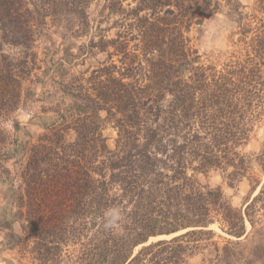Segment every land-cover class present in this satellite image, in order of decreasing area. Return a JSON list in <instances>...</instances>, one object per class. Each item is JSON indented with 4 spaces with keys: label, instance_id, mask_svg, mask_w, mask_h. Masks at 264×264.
Masks as SVG:
<instances>
[{
    "label": "trees",
    "instance_id": "trees-1",
    "mask_svg": "<svg viewBox=\"0 0 264 264\" xmlns=\"http://www.w3.org/2000/svg\"><path fill=\"white\" fill-rule=\"evenodd\" d=\"M92 2L0 0L1 250L30 264H190L197 255L252 264L264 243L249 253L241 243L264 186L242 211L198 177L219 172L231 186L246 178L256 187L253 170L264 174V143L246 151L264 119V0H102L97 25ZM222 2L236 25L232 50L201 62L188 35ZM47 77L45 111L57 119L19 141L2 126L18 131L16 113ZM112 206L123 210L122 232L101 226ZM183 230L133 256L149 237Z\"/></svg>",
    "mask_w": 264,
    "mask_h": 264
},
{
    "label": "rangeland",
    "instance_id": "rangeland-1",
    "mask_svg": "<svg viewBox=\"0 0 264 264\" xmlns=\"http://www.w3.org/2000/svg\"><path fill=\"white\" fill-rule=\"evenodd\" d=\"M189 1L190 3L194 4L199 0ZM235 1H237L244 7H249L254 2V0ZM101 4L102 0H93L89 8L90 18L96 22V25L100 20L98 12L100 10ZM114 20L115 18L113 17L107 22H102L100 24L101 28L105 29L106 27L110 26ZM235 26L236 25L232 17H230L228 8L225 7L224 3L222 2V7L218 13L207 19L201 27H194L191 29L188 35V37L190 38V45L194 50L197 51L201 62H215V60L219 56L225 55L227 52H230L232 50V33L235 31ZM114 33L115 30L112 29L108 31L106 35L108 38H111L114 36ZM54 39L57 40V42L60 41L57 36H54ZM81 42H84V40H81L77 43L79 44ZM103 59V54H97L93 58L87 59L85 66H76L75 69L72 70V73L83 71L88 66L95 65L97 61H102ZM42 81L44 83L34 82L31 86L32 92L36 95V100H33L32 102L27 101L25 105H23L16 113L15 119L19 124L18 131L15 132L11 127V124L2 126V129L6 130L9 135H12V137H15L19 141H26L29 138H36L38 135L43 133V129L45 127L49 126L57 119L54 113L45 111V108H48L51 105L47 102L46 99H44V96L42 94L46 93V96L47 92H52V88L50 87L49 77L45 78ZM104 116L105 115L102 114V117ZM103 136L106 138L108 146L110 148H113L114 141L116 139V131L112 128L111 125H106L105 129L103 130ZM263 143L264 119L261 123H258L254 127L250 142L246 147V151L258 152L261 149ZM253 176L255 178H258L259 180V185H257L256 187H254L255 184L253 182L251 183L250 180L246 178H243L240 182L231 186L229 184V180L225 177V175L219 172H210L207 176L200 175L198 179L200 183L208 185L210 188H219L233 208L243 211L245 206L259 193V191L262 189V186H264V174H261L257 169H254ZM5 189L6 188L4 185H0V206L3 204L1 195L4 193ZM261 198V201L256 206L259 211L253 218L254 228L251 229L249 223L246 222V230L248 235L241 243V247L245 250L246 253H249L256 246L264 243V195ZM13 230L16 234L20 233V228L17 224L13 225ZM6 233L7 231H0V241H2L1 238ZM163 237L164 236L157 238L149 237V239H159ZM151 241V243H155V240ZM139 249L141 248L134 249L133 254H135ZM19 258L20 255L18 254L17 250H1L0 247V264H30L28 258L24 260H20ZM200 259L201 256L197 255L193 258H190L189 263L200 264ZM252 264H264L263 250H260L258 252V256L252 258Z\"/></svg>",
    "mask_w": 264,
    "mask_h": 264
},
{
    "label": "clouds",
    "instance_id": "clouds-1",
    "mask_svg": "<svg viewBox=\"0 0 264 264\" xmlns=\"http://www.w3.org/2000/svg\"><path fill=\"white\" fill-rule=\"evenodd\" d=\"M123 219V210L119 206H112L103 211L101 216V226L108 232H122Z\"/></svg>",
    "mask_w": 264,
    "mask_h": 264
},
{
    "label": "water",
    "instance_id": "water-1",
    "mask_svg": "<svg viewBox=\"0 0 264 264\" xmlns=\"http://www.w3.org/2000/svg\"><path fill=\"white\" fill-rule=\"evenodd\" d=\"M186 231H187V230H185V231H181V232H179V233H175V234L171 235V236L168 237V238H172V237H175V236H179V235L185 233ZM168 238H167V237H163V238H159V239L151 238V239H148V240L146 241V243L137 246L135 249H137V248H142V247H145V246H148V245L152 242L151 240H155L154 242H157V241H159V240H164V239H168ZM133 256H134V254H133Z\"/></svg>",
    "mask_w": 264,
    "mask_h": 264
}]
</instances>
